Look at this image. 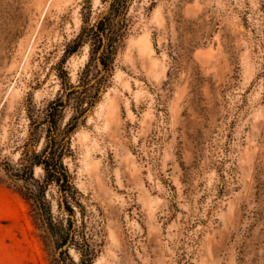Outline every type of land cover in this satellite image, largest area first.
Here are the masks:
<instances>
[{
    "label": "rangeland",
    "instance_id": "1",
    "mask_svg": "<svg viewBox=\"0 0 264 264\" xmlns=\"http://www.w3.org/2000/svg\"><path fill=\"white\" fill-rule=\"evenodd\" d=\"M84 253L264 264V0H0V264Z\"/></svg>",
    "mask_w": 264,
    "mask_h": 264
},
{
    "label": "trees",
    "instance_id": "2",
    "mask_svg": "<svg viewBox=\"0 0 264 264\" xmlns=\"http://www.w3.org/2000/svg\"><path fill=\"white\" fill-rule=\"evenodd\" d=\"M112 11H113V8H111L109 10L108 14H111ZM106 19H108V18H106ZM96 35L99 36V33L96 32ZM103 64H104V62H103ZM57 110H58L57 106L53 107V111H51L49 113L51 124H53V126L51 125L50 128H52V127L55 128V126H56V113H57L56 111ZM30 138L37 141L38 135L36 136L35 134H31ZM50 146H51V151L49 152V156L46 157L45 159H41L40 154L33 153L31 156V159H27L25 165L20 167V170L22 171L21 174L23 176L24 174H26V171L29 172L27 178H29L30 180H32L33 182H36L38 184L39 180L36 179L32 175V168L35 165H41V166H43L42 169L45 171L46 183H48L49 181L59 182L60 178H61L64 181V187H68V184H67L68 176H67L66 172L64 171L63 165H62L61 160H60L62 151L60 150L59 153L56 155L57 148L59 147V139L56 138L55 136H53L52 139L50 140ZM43 154H44V149H43L42 155ZM20 160L23 161V158L21 157ZM16 172H19V171H16ZM36 196L40 200L41 207H43L44 213L47 214V219H48L47 222H48V225L50 227L51 233L54 236H57V232H59V231H57V232L55 231V227L49 218L50 206H49V203L46 202L42 188H39V192L36 194ZM71 209L72 208L70 206H68V211L71 212L72 211ZM81 255H82L81 259H80L81 264H90L91 261L89 260V258L87 260L83 259V256H85V253L81 254Z\"/></svg>",
    "mask_w": 264,
    "mask_h": 264
}]
</instances>
